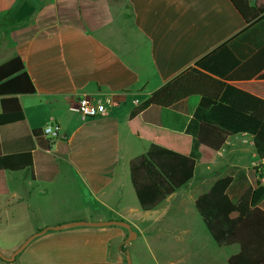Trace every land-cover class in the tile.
I'll return each mask as SVG.
<instances>
[{"label":"crops","instance_id":"0c3cea01","mask_svg":"<svg viewBox=\"0 0 264 264\" xmlns=\"http://www.w3.org/2000/svg\"><path fill=\"white\" fill-rule=\"evenodd\" d=\"M263 15L264 0H0V24L9 23L0 39V65L19 56L35 86L34 94L18 95L26 121L0 129L2 155L29 152L33 161L31 168L0 170V227L2 220L12 231L25 225L20 233L27 237L20 245L46 227L75 221L123 220L137 234L126 243L129 233L118 226L48 231L13 263L127 264L129 251L133 264H208L198 243L185 251H192L187 258L169 248L174 253L164 260L152 237L208 232L201 194L230 175L229 196L237 199L264 171L253 136H231L220 151L201 146L194 178L176 189L147 153L153 144L191 153L190 135L156 123L168 115L180 120L188 113L189 97L167 106L172 110L180 102L177 114L156 107L146 110L147 119L131 113L191 68L217 81L197 82L195 97L221 96L232 86L264 100V78L254 76L255 66L228 80L247 62L235 67L240 57L264 49V26L230 40ZM204 58L225 77L196 67ZM84 95H115L119 105L107 116L84 119L77 110ZM51 120L60 136L46 149L50 138L44 130ZM34 130L42 135L36 137ZM157 184L168 197L144 211L138 197ZM138 241L148 247V262ZM215 245L219 262L209 264H229L240 250Z\"/></svg>","mask_w":264,"mask_h":264},{"label":"trees","instance_id":"16d2710c","mask_svg":"<svg viewBox=\"0 0 264 264\" xmlns=\"http://www.w3.org/2000/svg\"><path fill=\"white\" fill-rule=\"evenodd\" d=\"M263 26L264 15L230 42L245 39L249 34L261 31ZM205 59L196 62V67L218 77H225L221 72L206 65ZM245 60L247 62L228 80L244 77L241 72L249 66H255L254 76L259 75L264 78V74H261L264 71V49L258 54H244L235 62V67ZM199 81L202 86L205 82H217L210 76L191 68L165 85L131 113V117L144 113L147 119L146 110L156 107L165 110L164 112L177 114L175 110L180 108V102L172 106V110H166L167 106L179 99L189 97L186 99L189 106L188 113L185 116L180 115V120L171 119L172 117L168 115L164 116L162 121L157 120L156 123L190 135L191 153L182 155L156 144H153L147 153L148 161L158 167L176 189L187 185L194 178L197 162L201 158V146L220 151L229 137L248 134L254 138L258 157L264 159V100L232 86H226L221 96L203 93L201 98L195 97L193 93ZM34 93V83L26 72L22 58L17 56L0 65L2 99L0 129L26 121L18 95ZM33 134L36 137L42 135L41 130H34ZM55 139L46 140V149L52 147ZM32 166V156L29 152L14 155L0 153V170L17 171ZM263 174L264 171L261 176ZM233 181V177L227 175L216 181L209 191L201 194L198 199L201 217L219 247L239 246V252L230 257L229 264H264V184L256 181L241 197L232 199L229 193ZM167 197V191L157 184L141 193L138 200L141 208L149 211L160 205ZM233 214H237V217L233 218ZM123 249L126 251L127 248Z\"/></svg>","mask_w":264,"mask_h":264},{"label":"rangeland","instance_id":"374dc122","mask_svg":"<svg viewBox=\"0 0 264 264\" xmlns=\"http://www.w3.org/2000/svg\"><path fill=\"white\" fill-rule=\"evenodd\" d=\"M9 23H6L5 25L0 24V39L2 36V33L4 30H6L7 26ZM263 171V170H262ZM261 171V172H262ZM25 225H21L19 228H17L16 231H12V229L7 228L6 220H2V224L0 227V250L2 253L6 256H11V254L14 252L13 249H17V247L20 245L21 241L27 237L20 233L21 231H24ZM187 237V238H186ZM183 238L182 236H173L170 237L167 234L163 235H154L152 237L153 244H155L159 249L162 251L160 252L163 255V259L167 260L170 258V255L173 254L172 252H169L170 249H179L178 252L182 254V259L187 258L188 253H191L192 251L185 252L189 247L196 246L198 243L199 245L203 246L204 253L206 254V261L209 264V262L212 261H217L219 262V258L217 257V246L215 245L213 239L211 236L209 237V232L205 231V233H199L196 232L192 235L186 236ZM138 244L137 246L139 247L141 253H142V258L144 260L149 259V251L146 243L142 241L136 242ZM183 244L187 246L184 250ZM190 249V248H189ZM168 254H170L168 256ZM220 257V255L218 254ZM172 259V258H171ZM179 259V258H178ZM134 261L137 263V258H134ZM148 262V261H147ZM188 262V261H187ZM0 264H14L13 262H6L2 259H0Z\"/></svg>","mask_w":264,"mask_h":264},{"label":"built area","instance_id":"2783aa9c","mask_svg":"<svg viewBox=\"0 0 264 264\" xmlns=\"http://www.w3.org/2000/svg\"><path fill=\"white\" fill-rule=\"evenodd\" d=\"M134 104H138V101H134ZM117 105H119V100L115 95H84L78 102L77 110L82 118L89 119L107 116L110 107ZM44 133L49 138H58L60 136L58 123L55 120H51L45 127ZM257 181L264 184V176H259Z\"/></svg>","mask_w":264,"mask_h":264},{"label":"water","instance_id":"95a60500","mask_svg":"<svg viewBox=\"0 0 264 264\" xmlns=\"http://www.w3.org/2000/svg\"><path fill=\"white\" fill-rule=\"evenodd\" d=\"M109 226H118L126 229L129 233L128 238L126 240V243H129L136 239L137 234L132 229L131 225L123 220H109V221H103V222H90V221H75V222H69L58 226L53 227H46L43 230H40L39 232L31 235L28 237L12 254L11 256H6L2 253L0 250V259L6 261V262H14L16 258L30 245V243L35 240L38 237L43 236L48 231H60V230H66L76 227H94V228H101V227H109ZM126 260L127 264H133L132 259L130 256L129 251L126 253Z\"/></svg>","mask_w":264,"mask_h":264}]
</instances>
